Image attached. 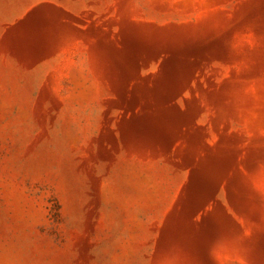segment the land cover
<instances>
[{"label":"rangeland","instance_id":"rangeland-1","mask_svg":"<svg viewBox=\"0 0 264 264\" xmlns=\"http://www.w3.org/2000/svg\"><path fill=\"white\" fill-rule=\"evenodd\" d=\"M264 0H0V264H264Z\"/></svg>","mask_w":264,"mask_h":264},{"label":"clouds","instance_id":"clouds-1","mask_svg":"<svg viewBox=\"0 0 264 264\" xmlns=\"http://www.w3.org/2000/svg\"><path fill=\"white\" fill-rule=\"evenodd\" d=\"M256 189L259 191H264V184L257 185ZM145 255L149 257V259H146V264H151V253L145 252ZM216 260L219 261L220 264H234V261L232 260L231 256H224L221 254L216 257Z\"/></svg>","mask_w":264,"mask_h":264}]
</instances>
